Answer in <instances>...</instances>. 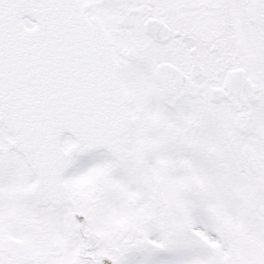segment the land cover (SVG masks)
Here are the masks:
<instances>
[{
    "label": "snow or ice",
    "instance_id": "obj_1",
    "mask_svg": "<svg viewBox=\"0 0 264 264\" xmlns=\"http://www.w3.org/2000/svg\"><path fill=\"white\" fill-rule=\"evenodd\" d=\"M0 264H264V0H0Z\"/></svg>",
    "mask_w": 264,
    "mask_h": 264
}]
</instances>
